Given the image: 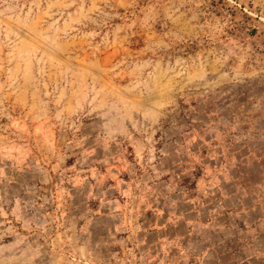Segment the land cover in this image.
<instances>
[{
	"label": "rangeland",
	"instance_id": "obj_1",
	"mask_svg": "<svg viewBox=\"0 0 264 264\" xmlns=\"http://www.w3.org/2000/svg\"><path fill=\"white\" fill-rule=\"evenodd\" d=\"M0 264H264V0H0Z\"/></svg>",
	"mask_w": 264,
	"mask_h": 264
}]
</instances>
